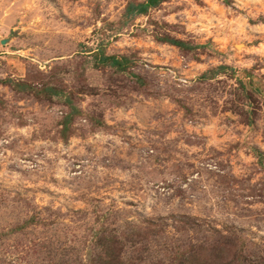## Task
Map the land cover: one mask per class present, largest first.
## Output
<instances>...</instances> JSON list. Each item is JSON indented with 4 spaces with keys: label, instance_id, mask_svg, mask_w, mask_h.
Here are the masks:
<instances>
[{
    "label": "rangeland",
    "instance_id": "1",
    "mask_svg": "<svg viewBox=\"0 0 264 264\" xmlns=\"http://www.w3.org/2000/svg\"><path fill=\"white\" fill-rule=\"evenodd\" d=\"M141 1L0 0V264H264V0Z\"/></svg>",
    "mask_w": 264,
    "mask_h": 264
},
{
    "label": "trees",
    "instance_id": "2",
    "mask_svg": "<svg viewBox=\"0 0 264 264\" xmlns=\"http://www.w3.org/2000/svg\"><path fill=\"white\" fill-rule=\"evenodd\" d=\"M160 0H144L141 2H135V3H128L125 7L124 15L129 16L131 14H140V13H145L149 7L155 6L159 3ZM172 44L183 47L185 43L182 40H177V39H171L170 40ZM111 61L113 65H121L122 60L118 59L117 57L114 56H101L100 57V62H106V61ZM200 249H202L200 247ZM213 252L217 251L218 248L214 246L211 249ZM200 254L197 255L199 257ZM193 259H191V262ZM190 261V260H189ZM261 264V262L259 263Z\"/></svg>",
    "mask_w": 264,
    "mask_h": 264
}]
</instances>
